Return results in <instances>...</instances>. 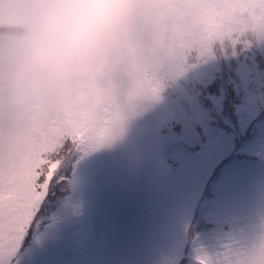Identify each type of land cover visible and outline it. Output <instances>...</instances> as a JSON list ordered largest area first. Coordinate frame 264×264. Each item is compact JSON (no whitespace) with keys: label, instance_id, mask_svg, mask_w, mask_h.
<instances>
[{"label":"rangeland","instance_id":"rangeland-1","mask_svg":"<svg viewBox=\"0 0 264 264\" xmlns=\"http://www.w3.org/2000/svg\"><path fill=\"white\" fill-rule=\"evenodd\" d=\"M240 52L232 63L200 64L82 153L70 190L54 186L44 225L14 264H198L197 248L215 257L256 240L264 223V46ZM224 64L230 71L220 75ZM255 128L262 138L248 142ZM224 225L240 228L232 235Z\"/></svg>","mask_w":264,"mask_h":264},{"label":"clouds","instance_id":"clouds-1","mask_svg":"<svg viewBox=\"0 0 264 264\" xmlns=\"http://www.w3.org/2000/svg\"><path fill=\"white\" fill-rule=\"evenodd\" d=\"M169 23L155 0H0V146L92 148L200 64L259 36L245 8ZM239 23L247 31H236Z\"/></svg>","mask_w":264,"mask_h":264},{"label":"snow or ice","instance_id":"snow-or-ice-1","mask_svg":"<svg viewBox=\"0 0 264 264\" xmlns=\"http://www.w3.org/2000/svg\"><path fill=\"white\" fill-rule=\"evenodd\" d=\"M164 10L168 22L180 13L199 19L205 12L223 15L231 23L236 11L245 8L259 18L256 39L241 43L233 41V49H250L264 46V0H155ZM236 31H247L239 23ZM97 145V144H96ZM95 145V146H96ZM90 148L64 143L52 154L34 153L24 156L14 154L0 146V264H14L25 238L44 225L43 209L54 186L69 183L66 165L77 162ZM198 264H264V223L258 238L249 242L238 240L225 245L215 257L197 248Z\"/></svg>","mask_w":264,"mask_h":264},{"label":"trees","instance_id":"trees-1","mask_svg":"<svg viewBox=\"0 0 264 264\" xmlns=\"http://www.w3.org/2000/svg\"><path fill=\"white\" fill-rule=\"evenodd\" d=\"M236 55H238L239 57H240V55L239 54H241V52H240V48H237V50H236ZM231 57V56H230ZM229 56H228V63H232V57L230 58ZM219 59H222L223 60V56H221V57H219ZM226 65L227 64H224L223 65V67H225L224 68V70H223V72H221L220 73V75H226V72L227 71H230V69L229 70H227L226 68H228V67H226ZM261 65V64H260ZM232 69V68H231ZM233 70H235V68H234V65H233ZM219 75V76H220ZM221 80V79H220ZM217 84H218V81H216V82H213L208 88H209V91L210 92H216L217 90H218V87H217ZM220 84H221V82H220ZM227 89H228V87H227ZM229 94H232V91H231V89H229ZM225 108H226V110H228L229 108H228V103L227 102H225ZM258 133H260L259 135H258ZM246 137L248 138V142L252 139V138H254V139H257L258 137L259 138H262V131L260 130V131H258L256 128L251 132V133H247V135H246ZM245 142H247V140H245ZM169 159L171 160V157L169 156ZM72 163L73 162H71V163H69L68 165H66V168L68 169V173H69V183L68 184H66V185H61V186H59V189H58V191L60 190V189H62V190H64L65 191V188H66V190L68 191V190H70L69 189V187H70V184H72V182H71V180H72V176H73V166H72ZM216 181V180H215ZM214 181V182H215ZM69 185V186H68ZM215 185V184H214ZM68 188V189H67ZM61 190V193L63 192ZM214 208V207H213ZM212 208V209H213ZM239 228H240V225H224V229H225V231L226 232H228L229 234H235L236 232H238V230H239Z\"/></svg>","mask_w":264,"mask_h":264}]
</instances>
